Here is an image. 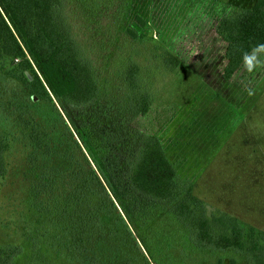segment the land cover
Returning <instances> with one entry per match:
<instances>
[{
    "label": "rangeland",
    "instance_id": "1",
    "mask_svg": "<svg viewBox=\"0 0 264 264\" xmlns=\"http://www.w3.org/2000/svg\"><path fill=\"white\" fill-rule=\"evenodd\" d=\"M256 1L69 0L72 30L102 82L92 113L112 117L102 122L112 194L151 264H248L239 252L191 243L172 212L189 192L209 217L254 228L264 245V48L227 78L228 44L218 33L222 20ZM137 16L145 34L133 39L127 29ZM23 50L0 67V245L22 248L17 264H81L98 224L75 145L94 151L79 128L84 118L43 93L44 77ZM36 122L52 135V156L31 162ZM150 136L177 171L160 199L133 184Z\"/></svg>",
    "mask_w": 264,
    "mask_h": 264
},
{
    "label": "trees",
    "instance_id": "2",
    "mask_svg": "<svg viewBox=\"0 0 264 264\" xmlns=\"http://www.w3.org/2000/svg\"><path fill=\"white\" fill-rule=\"evenodd\" d=\"M69 3V0H0V67L10 59L25 56V47L50 90L39 80L43 93L47 96L52 93L68 112L84 118L79 128L88 136L94 152L88 155L78 143L75 146L85 163L80 176L85 186L90 187L95 202L98 238L90 248H85L81 264H151L112 194L116 180L104 147L107 127L102 123L112 117L103 112L92 113L101 97L102 82L72 30ZM218 33L228 44L224 76L230 78L254 49L264 48V0H257L251 8L222 20ZM127 34L133 39L143 37L141 16L128 27ZM29 138L31 162L36 161L38 153L50 159L53 140L50 131L36 122ZM176 178L177 171L160 139L150 136L144 159L133 176L136 189L144 197L160 199L174 187ZM172 212L198 249L239 252L246 256L248 264H264L260 234L254 228L246 233L233 219L209 217L203 201L193 193L176 203ZM21 252V247L0 245V264H17ZM216 264H238V261L219 258Z\"/></svg>",
    "mask_w": 264,
    "mask_h": 264
},
{
    "label": "water",
    "instance_id": "3",
    "mask_svg": "<svg viewBox=\"0 0 264 264\" xmlns=\"http://www.w3.org/2000/svg\"><path fill=\"white\" fill-rule=\"evenodd\" d=\"M31 79V77H29Z\"/></svg>",
    "mask_w": 264,
    "mask_h": 264
}]
</instances>
